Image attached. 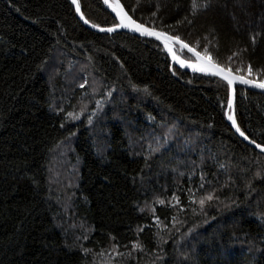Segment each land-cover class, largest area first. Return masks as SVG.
<instances>
[{"label":"trees","instance_id":"16d2710c","mask_svg":"<svg viewBox=\"0 0 264 264\" xmlns=\"http://www.w3.org/2000/svg\"><path fill=\"white\" fill-rule=\"evenodd\" d=\"M78 2L91 24L118 23ZM121 2L264 82V0L195 15L193 0ZM229 92L155 39L88 28L72 0H0V264H264V153L233 130ZM234 112L264 146V94L237 86Z\"/></svg>","mask_w":264,"mask_h":264},{"label":"snow or ice","instance_id":"6c2138e0","mask_svg":"<svg viewBox=\"0 0 264 264\" xmlns=\"http://www.w3.org/2000/svg\"><path fill=\"white\" fill-rule=\"evenodd\" d=\"M73 3L76 4V10L80 11V5L78 3V0H73ZM105 4H108L109 7H111L112 11L115 12L116 17L119 19V23H117L114 27H107V28H100V31H106V32H114L117 30V28H124V29H130L133 32L140 33L145 36H154L157 39H162L163 43L169 52V54L172 55V58L174 61H178V63L183 67H190L193 69V71H197L200 73L209 74L212 76L219 77L221 80H223L229 89L232 90L233 94L235 93V88L233 87L237 82L243 85H251L256 88H262L264 89V82H257V80L254 77L253 69L251 66V63L249 62L246 65V74L241 75L239 74V69H237V74H233L232 69L227 66H221L219 63H216L213 61L211 55L208 53L207 47H205L204 52L205 55H201L200 52L196 51L195 48L189 47L188 44L184 43L181 38L176 36H170L163 32H158L154 29H150L145 27L143 24L137 23L136 20L132 19L131 16L128 15L126 11H124L123 6L120 3H112L109 4V0H104ZM212 4V0H201L200 3H197L196 0H193L192 4V15H195L197 10H207ZM158 7V5H157ZM135 11V9H133ZM153 16H155V12L153 13ZM187 22L188 24L192 23V20H189L188 17H184L183 20L177 21V24H181L184 22ZM85 23H88L86 20ZM92 27L97 28L99 27L96 24H93ZM169 27H172L169 25ZM257 35H252L250 37L251 42L253 45L256 43ZM180 44L182 49H187L189 52L194 53L196 62L195 63H186L185 60L179 59L173 50V44ZM247 51V48L241 49L238 52H233L232 56L228 57V61H232L233 57H237L241 54V52ZM243 63V61H241ZM261 70L257 69V74H259ZM81 87H84L83 84H81ZM232 102L229 101L228 107L232 108ZM69 115H72L69 113ZM228 119L232 122V124L235 126L236 131L240 134V136L244 137L245 139H248V137L245 135V133L240 129L239 125L237 124L234 116L232 114L228 115ZM89 123L91 121L89 120ZM253 144H255V141H252ZM257 147H260L262 151H264V147L261 145H256ZM201 188H203V184H201ZM214 198L218 199V197H214V193H209L208 195L204 196L203 198L198 200V203L203 209L206 202H211ZM177 203H179V198L174 197ZM197 201L193 200L191 203H196ZM159 204L163 205L164 200H159ZM175 219V218H173ZM136 247H141L139 244L136 245ZM143 250V249H141ZM88 251L87 249L85 250ZM158 259L162 258L161 256H157Z\"/></svg>","mask_w":264,"mask_h":264},{"label":"water","instance_id":"95a60500","mask_svg":"<svg viewBox=\"0 0 264 264\" xmlns=\"http://www.w3.org/2000/svg\"><path fill=\"white\" fill-rule=\"evenodd\" d=\"M72 2H73V0H72ZM103 2H104V0H103ZM120 3L122 6H123V9H124V11H126L127 13H128V15L129 16H131V14L126 10V8H125V6L123 5V3L121 2V0H109V4H112V3ZM79 3V2H78ZM74 4V3H73ZM105 4V3H104ZM105 6L113 13V15L116 17V14H115V12H113L112 11V9H111V7H109L108 6V4H105ZM74 7H75V10H76V4H74ZM76 12H77V15H78V17H79V19L83 22V24L85 25V26H87L88 28H90V29H92V30H94V31H97V32H104V33H111V32H106V31H100L99 29L100 28H107V27H97V28H94V27H92V25L93 24H91L90 22H88V23H85V21L87 20L85 17H84V15H83V13H82V11H81V8H80V11L78 12L77 10H76ZM132 17V16H131ZM116 19H117V21H118V23H119V19H118V17H116ZM132 19H134L133 17H132ZM135 20V19H134ZM136 22L137 23H140V22H138L137 20H136ZM140 24H142V23H140ZM144 25V24H143ZM145 27H147V28H150V29H154V28H151V27H149V26H146V25H144ZM114 27V26H113ZM154 30H156V31H158V32H163V31H160V30H158V29H154ZM116 31H126V32H129V33H132V34H135V35H138V36H143V37H147V38H152V39H155V40H157V41H159L163 46H164V48H165V51L167 52V54L169 55V57L171 58V60H172V62H173V64H175L176 66H178V67H180V68H182V69H184V70H187V71H189V72H192V73H197V74H202V75H208V76H212V75H209V74H205V73H200V72H197V71H193V69L192 68H190V67H186V66H181L179 63H178V61H174L173 60V58H172V55L171 54H169V52L167 51V49H166V47H165V45H164V43H163V40L162 39H157L156 37H154V36H145V35H142V34H140V33H137V32H133V31H131L130 29H124V28H117V30ZM116 31H114V32H116ZM163 33H165V32H163ZM167 34V33H166ZM167 35H169V34H167ZM170 36H172V35H170ZM184 42V41H183ZM185 43V42H184ZM187 44V43H186ZM176 46H180L181 47V45L180 44H173V50H174V52H175V55L179 58V59H182L178 54H177V52H176ZM189 47H191L190 45H189ZM193 48V47H192ZM186 51H188L187 49H185ZM196 51H198L197 49H196ZM189 52V51H188ZM198 52H200V51H198ZM191 55H192V57L194 58L193 60H185V59H183V60H185V62L186 63H195L196 62V59H195V55H194V53H191V52H189ZM201 53V55L203 56V55H205V53H202V52H200ZM214 61V60H213ZM215 62V61H214ZM217 63V62H216ZM222 66V65H221ZM232 72H233V74H237V72H235V71H233L232 70ZM240 74V73H239ZM241 75H243V74H241ZM213 77H216V76H213ZM217 78H219V77H217ZM220 79V78H219ZM257 82H259V81H257ZM237 86H243V87H247V88H249V89H252V90H256V91H259V92H261V93H263L264 94V89H262V88H256V87H253V86H251V85H243V84H240L239 82H237L233 87L235 88V93L233 94V92H232V90L230 89V92H229V101H231L232 102V108L230 109L229 107L227 108V117H228V115L230 114V111H232V115L234 116V118H235V112H234V108H235V94H236V87ZM229 120V119H228ZM236 120V119H235ZM229 122H230V124H231V126H232V128H233V130L237 133V135L242 139V140H244L246 143H248L249 145H251V146H253L254 148H256L258 151H260V152H262V153H264V151H262L261 150V148L260 147H257L256 145H257V143H255V144H253L252 143V140H250L249 138L248 139H245L244 137H242V136H240V134L236 131V128H235V126L232 124V122L229 120ZM259 145V144H258ZM262 146V145H261ZM262 147H264V146H262Z\"/></svg>","mask_w":264,"mask_h":264},{"label":"rangeland","instance_id":"374dc122","mask_svg":"<svg viewBox=\"0 0 264 264\" xmlns=\"http://www.w3.org/2000/svg\"><path fill=\"white\" fill-rule=\"evenodd\" d=\"M55 161H57V159H55Z\"/></svg>","mask_w":264,"mask_h":264}]
</instances>
